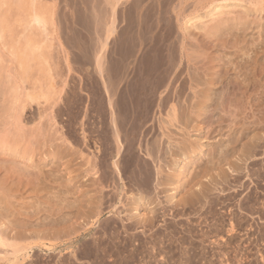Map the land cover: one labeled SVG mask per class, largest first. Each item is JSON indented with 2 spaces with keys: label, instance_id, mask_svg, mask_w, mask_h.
Segmentation results:
<instances>
[{
  "label": "bare ground",
  "instance_id": "obj_1",
  "mask_svg": "<svg viewBox=\"0 0 264 264\" xmlns=\"http://www.w3.org/2000/svg\"><path fill=\"white\" fill-rule=\"evenodd\" d=\"M81 1L83 53L100 78V119L82 138L91 156L55 125L59 103L72 126L82 103L66 98L55 61V1L0 0V264H230L222 247L248 250L252 224L216 210L226 187H237L228 199L239 196V210L264 211V0H198L194 14L177 1L182 34L174 0ZM33 247L56 259H28ZM256 253L248 264H264Z\"/></svg>",
  "mask_w": 264,
  "mask_h": 264
},
{
  "label": "rangeland",
  "instance_id": "obj_2",
  "mask_svg": "<svg viewBox=\"0 0 264 264\" xmlns=\"http://www.w3.org/2000/svg\"><path fill=\"white\" fill-rule=\"evenodd\" d=\"M54 1H55V21L54 22H55V28H56V40L54 41V43H55L56 49H54V52L53 53L56 56V58L59 57V58L55 59V61H57L58 68L60 69V71L63 72V73H65V74H68V76H67V82L68 83H67V88H66L68 92L66 93L67 94L66 95V98H68V96L69 97L71 96L70 99L74 100V98H72V97H75V99L76 98H79V97H82V98H80V99H82V103L79 105V107L78 106L76 107L77 110L75 109L76 112L78 113V116H77V119L75 120L76 122H75V124L73 126H72V124L70 125V123H71V119H70L71 118V115L66 110L65 105H62L63 102L59 103L58 106H56V107H59L60 108L58 112L61 113V114L58 113L57 114L58 116H57L56 114H54V111L55 110L52 113L56 116L55 117V120L57 119L56 120L57 123L55 125H56V128L57 127L60 128L59 129L60 134L62 132V136L64 134V137L66 136L65 138H68L69 141H71V140L74 141L73 144L75 146L74 147L75 150H77L78 148H79L78 150L82 149V150L85 151L84 153L87 154V152H89L88 154L91 156L92 154H90V151H89L91 149H89V147L86 146V143L84 142V140L82 138H83L84 135H86V134L88 135L89 134V129L86 128V127L89 128V126H90V124L88 125L89 121L92 122L95 118H96V120L97 119L98 120L100 119V118H98L99 117L98 116V113H99V109L98 108L100 106L98 107V101H97L98 100V94H97V85H98V83H97V79L100 80V78H99L98 75L97 76H94L97 73L94 70L95 69L94 62L93 63L90 62L91 63L90 64V63H88L86 61V59L84 57V53H85V50L87 48V45H88V43L91 42V41L88 40V38H87L88 36H86V35H88L86 29H84L85 28V25H86V17H87V13L86 12L87 11L85 9V6L83 5L84 3H82L81 0H79V1L77 0L78 5H77L76 0H73V1L71 0L72 1L71 2L72 4H70L71 6H65L64 0H54ZM74 1L76 3H74ZM177 1L180 3L181 0H174V2L172 3V5L170 7L171 14L174 17V18L172 17V23H174L173 26L175 25L174 26V29L176 31L179 29L180 32H181V34H182V28L181 27L184 25L183 22L185 21V19H183L182 21L177 20L178 18H176L177 15L175 13V9L173 10V8L178 7L177 4L179 5V3ZM79 2L82 5L79 4ZM191 2H193V3L196 4L198 2V0H186L183 3V5H184L183 8H186L185 6H186L187 3H188V7L186 8V11L184 9V14H188V13L189 14L190 13L194 14L196 12V9H194L195 8V4H191ZM74 4H76V5H74ZM189 4H190V6H189ZM183 8H182V10H183ZM188 8H189V10H187ZM194 10H195V12H194ZM205 10H207V9L206 8H203L202 10H200V8H199V12H202L203 13V12H205ZM64 13L67 14V16H68V18L70 20L69 19H65ZM263 13H262V15H263ZM79 18H80V20H79ZM173 19H174V21H173ZM178 21H179L180 24L178 23ZM261 23L264 25V17H263ZM187 26H189V24ZM189 30L192 32V34H194V36H196L198 34L196 36L197 39H201L202 38V35L201 36L199 35V31L197 29H193L191 27ZM192 30H194L195 32L192 31ZM178 32L179 31H177V33ZM181 34H180V36H181ZM198 36L201 37V38H199ZM94 37H95V39H94V41H92V45H94V46H92V47L93 48L95 47L94 49L96 50V47H97V38H96V36H94ZM82 39H83V41H82ZM87 40H88V42H87ZM201 40L203 41V38ZM201 40H198V41L202 42ZM212 42L215 43L214 41H211V43ZM86 43H87V45H86ZM211 45L212 44L207 45L209 47V50L207 48V52L209 54H211V52L215 50V48L213 46L210 48ZM65 55H66L67 59L64 61V59H65L64 56ZM182 62H183V59H182ZM68 67H70L69 73L66 72V71H68V70H66ZM93 71H94V73H93ZM89 77H92V80H90L91 78L89 79ZM95 80H96V82H91V83L89 82V81H95ZM69 87H71V89ZM72 87L74 89H76V90H73ZM95 93H96V95H95ZM103 96H105V97H104V100L102 99V101H103L104 104L105 103L106 104L104 105L103 103H101L103 106L101 105V107H102L101 110L102 111L101 110L100 111H101V113L104 112L103 116L106 117L107 122L109 123L108 125L112 129L113 124H110V121H111L110 119H112V117L115 116V115H113V114H116L115 111H114L115 109H113L114 112L110 113L111 112V108L108 107L109 105H108V100H107L106 94L104 93ZM105 100H106V102H105ZM174 103H176V102L174 101ZM155 108L156 109H154L153 112H151L152 113V115H151L152 116L151 121H153V122H155V120L158 121L160 119V116H162L161 113L157 110L158 108L156 106H155ZM88 110L90 111L89 113H87ZM110 115H111V118H110ZM86 117H89V118H87L88 119L87 122H86ZM44 120H45V118L43 119V122L42 123H45ZM54 126H53V128H55ZM85 129H86V133L84 131ZM112 130H114V128ZM112 130H110L111 133L113 132ZM95 134L96 133L92 134V136H96ZM76 139L78 140L79 143L77 142L75 144ZM81 140H83V141H81ZM84 143H85V145H84ZM85 146H86V148H85ZM263 151H264V141L262 142V145H261V147L259 149V152H258V155H257L258 156V160H261V161L264 160ZM251 160L252 159L248 160L247 163L249 164V162ZM77 161H81V158H79V160H77ZM243 178H244V180L243 179L242 180L245 183L248 182V184L250 185L249 187L253 186V184H254L253 181H257L256 176H252V177H250V179H249L248 176H245ZM258 183H259V187H258V189H256V191L258 193H256V194H257V196H259L262 199V201H264V180H262L260 182L258 181ZM232 184L235 185L237 183L233 182ZM236 188L237 187H235L234 189H232V188H229V186H227L226 187V192H228V195L231 192L234 194V192L232 190H235ZM228 195L227 194L224 195L226 197L225 203L221 204L222 206L221 205L217 206L216 207V210L221 211V213L223 214V216H225V218L232 217L234 215L235 216L234 218L236 220H238L236 217H239V216H237V214H238V212H240L242 214V216H244L247 219V222L249 224H252V226H251L252 228H250L249 226H247V230L246 231L248 233L246 235H243L242 236V238L243 237H247V236L250 238V241H251V244L250 245L251 246L248 247L249 248L248 250H244V247H243V249L240 248V251H237V248L236 247L234 248V244H232V246H223L222 247V250L225 251V254H226L225 257L230 261V264H239L238 259L236 260L235 258L236 257H239L240 258V254L239 253H241V252H243L244 254H246V256H248L247 259H243L242 260V264H248L247 262L251 261V259H256L257 255H258V253H256V250L257 249L262 250L264 252V250H263L264 249V238H263V240H260V235L261 234H260V231L258 230L260 226L264 225V211L250 213V212H247V211L239 210L238 205H237L238 204L237 201H238L239 196L238 197L237 196L236 197H232L231 196L230 199H228ZM224 196H222L221 199H224L225 198ZM261 199L259 201H261ZM233 204L236 207H234ZM230 205H231V207H230ZM225 206H227V208ZM230 212H232V214H230ZM106 215L107 214H105L102 218H104ZM191 217H192V215H191ZM194 217H196V216L194 215ZM178 218L185 219V218H187V216H181V217H178ZM166 219L168 221L169 220H173L172 219V216H170L169 214L166 216ZM160 222H161V224L165 223V221H162V220ZM211 222L212 221L209 218L206 219V220H204V222H202V224H201L202 227H203V229L204 230L205 229H209L210 227L208 226V224H211ZM243 232H245V231L242 229L241 234H244ZM183 233L188 234L187 232H184V231H183ZM224 238H226V237H224ZM257 238H259V240ZM256 241H258L259 244L258 243L256 244ZM212 246H214V248L216 247V249H217L216 251H218L219 248L217 247V245H212ZM34 250H38V251H34ZM42 251L45 252V253L42 254L43 253ZM65 251L66 250H64V251L62 250V253H64ZM28 252L30 254V257L28 259H36L37 258V255H38V258H41L42 259V257L44 256L45 258L43 257V259H46V261L47 260L50 261L52 257H54L56 259V256H57L56 253H58V250L56 249L55 251L46 252L45 250H40L37 247H33ZM34 253L37 254V255L34 256L35 255ZM49 253L52 254L51 255L52 257H50V258H49V256H50ZM40 255H41V257H40ZM32 256H33V258H32ZM244 256L245 255H243V257ZM175 257H176V255H175ZM215 261H216V264H217L218 263L217 262V259ZM168 262H166V263L169 264L170 262L169 263ZM50 263L53 264V262H50ZM173 263L174 262H172L170 264H173ZM177 263L180 264L179 262H177ZM260 264H262V263L260 262Z\"/></svg>",
  "mask_w": 264,
  "mask_h": 264
}]
</instances>
